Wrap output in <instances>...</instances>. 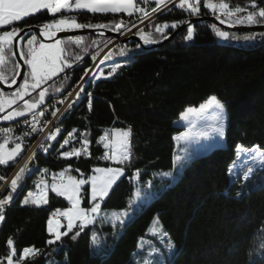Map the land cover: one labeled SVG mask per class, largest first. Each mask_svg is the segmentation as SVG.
<instances>
[{
  "label": "trees",
  "instance_id": "trees-1",
  "mask_svg": "<svg viewBox=\"0 0 264 264\" xmlns=\"http://www.w3.org/2000/svg\"><path fill=\"white\" fill-rule=\"evenodd\" d=\"M229 2L244 5L247 0ZM62 15L75 16L82 24L109 25L100 29L111 32H116L111 26L117 21L127 24L124 29L137 22L134 16L125 14L61 12L53 16L42 11L0 28V33L12 28L22 31L40 28ZM206 16L209 15L201 11L200 17ZM192 18L196 17L173 8L142 30L161 42L178 27L165 29L161 34L155 31V25H171ZM212 25L195 24L191 41L184 39L185 30L158 49L144 51L136 43H129L108 51L107 63L99 71L101 79L84 87L82 102L62 121L63 132L50 154L36 156L23 189L14 194L13 202L5 208V220L0 222V261L4 262L9 252L7 241L11 238L18 254L25 247L42 250L38 257L25 264H140L142 257H147L150 264H264V169L240 184L237 198L228 195L232 183L229 169L237 160L236 146L259 145L264 150V38L257 35L254 41L243 39L246 35L264 32H229L239 39L225 41L215 36ZM30 36H26L20 51H27ZM80 37L84 38L83 43L69 45L65 53L71 67H66L60 78L46 86L49 91L40 108L59 92L66 93L76 86L110 43L104 37ZM9 57L7 66L0 70L11 77L12 66L17 63L10 53ZM117 64L120 67L109 76ZM3 83L11 84L10 79ZM37 95L38 91H34L25 99ZM213 95L225 105L227 112L226 146L195 156L174 139L182 132L177 122L186 108L198 107ZM113 128L132 129V157L123 165L104 160L106 149L98 143L99 137ZM70 132H73L71 143L61 148ZM85 134L90 141V155L78 158L60 155L80 148ZM24 152L8 165H0L3 179L14 171ZM69 166L66 175L77 179L92 175L96 167L124 168V175L102 202L105 211L129 209L137 186L151 187V191L144 189L143 193L153 195L149 202L138 206L123 226L97 222L85 227L75 239L72 237L78 228H73L61 241L49 245L47 241L52 238L48 232L49 218L56 209L63 210L70 205L52 191H48V203L39 207L23 201L42 179L50 182L54 174L59 177ZM166 173L169 177L165 178ZM2 186L0 182V190ZM9 192L10 188L3 191L0 199ZM81 197L82 207H91L89 185L82 189ZM156 217L168 233L163 238L149 231ZM141 238L144 245L139 248ZM163 239L167 245L159 250L158 242ZM169 239L175 245L172 250L168 249Z\"/></svg>",
  "mask_w": 264,
  "mask_h": 264
},
{
  "label": "snow or ice",
  "instance_id": "snow-or-ice-1",
  "mask_svg": "<svg viewBox=\"0 0 264 264\" xmlns=\"http://www.w3.org/2000/svg\"><path fill=\"white\" fill-rule=\"evenodd\" d=\"M173 0H155V7L150 10L142 5H147L149 0H0V27L13 25L14 22L21 21L22 18L30 16L31 14L37 13L41 10H47L49 14L55 16L57 13L72 12L78 10H87L90 13L96 14H108V13H125L129 17L134 14L139 13L138 19L143 22L150 18L151 15L158 12L161 7H166L168 3H172ZM201 0H179L178 7L181 9L189 10L192 15H199L200 13ZM210 9L216 16V19L220 21L221 24L227 23L230 27L245 25H264V0H247L244 5L236 4L232 5L229 0H218V2H213V0H207L204 5ZM180 23L189 24L187 27V34L184 37L185 40L191 41L194 37L195 28L191 26L190 22H173L171 25L164 23L162 25H155V31L157 33L164 34L165 29L177 28ZM135 26V25H133ZM108 28L109 25L106 24H82L78 23L75 16H65L62 15L58 19H53L50 22L44 23L40 26L39 36L44 37L47 40H53L54 43H44L38 40L36 34H32L30 38L27 39L26 47L27 51H21L20 57L23 59L24 64L28 68L27 75L23 78V83L19 84L14 93L5 95L0 92V113H6L0 116V119L11 121L18 117H24L27 114H32L33 121L36 120L35 110L39 108L41 104L44 103L45 97L48 94L49 89L43 87L48 81L52 80L53 77L57 76L59 73L63 72L66 67H71L69 62V57L65 55L68 51V46L75 44L81 45L84 38L80 36H69L66 39L56 38L58 33L66 32L72 29H82V28ZM127 24L123 20L113 23L111 26L112 30L120 31L122 28H126ZM215 36L221 40L239 39V37L234 34H230L228 31L221 30L215 25H212ZM22 30L19 28H12L11 30H6L0 33V68L6 67L10 59L9 53L12 57H15L16 53L13 51V42L19 36ZM139 35L140 39L144 44H153L158 41L152 37L151 33L145 32L144 30H138L136 33ZM257 35L264 38V33L251 34L243 37L245 41H254L257 39ZM23 40V37H19ZM166 38V36H165ZM95 43V42H94ZM140 45L137 44V48ZM123 54V53H122ZM109 57H105L108 59ZM77 59L79 57L77 56ZM120 65H115L108 73L111 76L117 71ZM19 64H13L12 75L9 77L4 71L0 70V82H8L15 85L17 83L16 77L19 75ZM103 75V73H102ZM38 91V95L32 99H25L30 96L31 92ZM83 90V89H81ZM55 91H60L59 88H55ZM78 95V94H77ZM91 95V94H89ZM18 101H23V104H18ZM15 105V107H13ZM89 110H91V101L89 102ZM71 107V105H69ZM214 108L217 110L216 119L220 121L219 124H209L206 129L200 131H194L195 124L189 121V128L186 132L174 137V139L179 142L181 140H188L192 136L198 137H208L214 135L218 138H223L225 135L224 125H223V114L225 111V105L221 103L216 96H211L208 100L201 104L199 108H187L181 113V119L188 120L189 116H200L207 109ZM8 109H11L8 111ZM39 115H43L40 112ZM55 115V113H53ZM28 123V121H25ZM32 130L36 131L35 123L32 124ZM61 129L56 128L55 132L51 133L47 139H56L57 134H59ZM76 130L74 129L73 132ZM0 132L6 134V138L3 143H0V165H7L10 161H13L21 152V143H15L13 148H8L9 137L8 133L12 132L11 128H0ZM73 132L68 134L67 139H64L61 148L65 145L71 143V137ZM28 135V133H25ZM131 136L132 129H122L113 128L106 131L102 136L99 137L98 143H102L106 151L103 154V159L113 162L114 164L123 165L131 160L132 157V146H131ZM17 140H22V137H17ZM90 141L86 138L80 141V148H72L69 151H63L60 155L64 158L70 157H80L82 154L90 155L88 151V145ZM47 151V147L44 148ZM236 152L239 156L241 153H249L251 166H248L244 179L248 180L256 171L264 169V150L261 146L253 145L251 148H244L240 145L236 146ZM258 166V167H254ZM70 170L66 168L64 171L60 172L59 183L54 182L51 185V191L56 193L58 196L64 197L68 203L69 207L61 210L56 209L52 216L48 220V232L51 235V239L47 241L49 245L55 244L61 241L63 236L68 235L73 228H78V231L73 235V239L80 235V232L84 230L85 227L91 225L95 222L97 216L101 212V202L108 197L110 190L113 185L119 180L121 176L124 175L123 167H96L92 169L93 174L86 177L77 179L75 176L66 175ZM32 169L25 164L19 169L15 177L10 182V192L8 195L0 199V222L5 220V208L11 202H13L14 194L20 189L22 181L26 174L31 173ZM79 172V169H76ZM43 172H47L44 169ZM229 173L233 174V168L229 169ZM83 177V173L80 174ZM165 175H169L166 173ZM135 176H139V171L135 173ZM3 179V177H0ZM57 176L53 175V181H56ZM85 185H90V202L91 207L85 208L81 207V190ZM39 190L38 193L28 192L23 203L33 204L35 206H41L48 203V185L43 179L36 185ZM139 195V193H137ZM240 193L237 192V196ZM67 222L66 231H60L61 220L60 218ZM113 218L115 222H118L123 226L125 219L129 218L127 211H121L119 213H113ZM149 231L153 236H160L163 238L167 236L168 233L163 231V225L160 223L159 217L154 218L153 224L150 226ZM92 241L95 244L97 242L96 236L93 235ZM9 248L8 254L4 257L6 264H25V261L34 260L38 257L42 250L33 247H25L18 254L14 246V241L9 238L7 241ZM144 245L143 238L138 242V247L142 248ZM175 245L169 239L168 249L172 250ZM155 251V249H154ZM0 264H4L0 261ZM145 264H149L145 261Z\"/></svg>",
  "mask_w": 264,
  "mask_h": 264
},
{
  "label": "built area",
  "instance_id": "built-area-1",
  "mask_svg": "<svg viewBox=\"0 0 264 264\" xmlns=\"http://www.w3.org/2000/svg\"><path fill=\"white\" fill-rule=\"evenodd\" d=\"M206 2L207 0H201L200 13L199 15H194L195 17H200L201 11L203 12V10L210 17H216L210 9L204 6ZM213 2H218V0H213ZM178 4H179V0H173L172 3H168L166 7L162 6L158 12L151 15L149 19L144 20L143 22H141V20L138 19L139 13L134 14L133 16L137 19V22L134 24L135 26L131 27L128 31H132L133 34H136L138 30L142 29L143 27H145L146 25L157 19L159 16H162L163 14L167 13L169 10L173 8L181 12L190 14L189 10L181 9L180 7H178ZM142 6L150 10L152 7H155V4L149 1L147 5H142ZM110 46L106 49V53H104L102 56H105L108 53ZM101 67L102 66L97 65V62H95L94 65L89 69L90 73L88 75H85V77H83V79L70 91L66 93L63 91L59 92L56 98L51 100L47 105H44L40 109L36 110L35 121H33L32 114H27L21 119L13 122H3L2 120H0V128L12 129V132L7 134V137H9V143L7 145L8 148H13L15 146V143H21L22 149L25 150L24 155L21 157L20 161L18 162L16 169L10 174V176L7 179H0V182H2L3 184V187L0 190V195L7 188H10L11 180L15 177L16 173L19 171L21 167L32 161V157H36L38 155L47 156L48 154H50L47 153V151H44V148L47 147V145H49L51 141L47 139V137L51 133L55 132L57 127H59L60 129H64L62 126H60V116H69V114L73 111L74 98H81V102H82L84 96H80V88L82 86H87L91 81L93 83L99 81L100 80L99 78L97 77L95 78V74L98 71V69ZM69 105H71V107H69ZM40 112H43L42 116L39 115ZM53 113H55V115H53ZM25 121H28V123H25ZM33 123H35L36 131L32 130ZM25 133H28V135H25ZM17 137H22V140H17L16 139ZM5 138H6V134L0 132L1 143L4 142ZM81 156L86 157L88 155L82 154ZM70 158H76V157L73 156ZM59 179L60 178L57 177L58 183H59ZM7 184L8 186H6ZM61 219L62 217L60 218V220ZM4 263L6 264V261H4Z\"/></svg>",
  "mask_w": 264,
  "mask_h": 264
},
{
  "label": "rangeland",
  "instance_id": "rangeland-1",
  "mask_svg": "<svg viewBox=\"0 0 264 264\" xmlns=\"http://www.w3.org/2000/svg\"><path fill=\"white\" fill-rule=\"evenodd\" d=\"M130 29V28H129ZM129 29H125V32L124 34L129 30ZM72 30H78V29H72ZM72 30H69V31H72ZM126 35V34H125ZM54 43V42H52ZM112 42L109 43V46L111 45ZM108 46V47H109ZM107 49V48H106ZM104 53H106V50H104L97 58V60L95 62H98V61H101L103 63H107L105 61V56H102ZM102 58V60H100ZM103 66V64L101 65ZM101 69V68H99ZM99 69L98 71L96 72L95 74V78H99L101 79V76L99 74ZM90 73V70L87 71L86 75H88ZM63 72L59 73L57 76L53 77L52 80L48 81L47 84L43 85V87H46L47 85H49L50 83L54 82L55 80H57L58 78H60L62 76ZM85 77V76H84ZM39 91V90H37ZM208 100V99H207ZM206 100V101H207ZM205 101V102H206ZM204 102V103H205ZM18 104H20V101H18ZM203 104V103H202ZM200 106V105H199ZM198 107H192V108H199ZM15 107V105L13 106ZM189 108V107H188ZM187 109V108H186ZM185 109V110H186ZM11 109H8V111H10ZM6 113H0L1 116L5 115ZM217 117V110H215L214 108H209L207 109L202 115L200 116H189L188 120H184V119H181V116H180V119L179 121L177 122V126L181 128L182 132L181 133H184L188 130L190 124H189V121H191L193 124H195V129L194 131H200V130H203V129H206L208 127L209 124H219L220 121L216 119ZM226 122H227V112H226V109L224 111V114H223V125H224V131H225V134H226ZM180 133V134H181ZM179 134V135H180ZM178 144H182L184 145L188 150H190V152L192 154H194L195 156H203V155H206L207 153H209L211 150L215 149V148H224L226 146V140H225V135L223 138H218L214 135H210L208 137H198V136H192L190 137L188 140H181L178 142ZM23 153V149L21 150L20 154L15 158L17 159L18 157H20V155ZM250 155L249 153H241L239 156L237 155V160L236 162L232 165L231 168H233V174H231V180H232V183H231V189H230V192L228 193L229 196L233 197V198H237V192L240 193V184L245 181V179L243 178L245 173H246V169L248 166H251V160H250ZM14 159V160H15ZM13 160V161H14ZM13 161H10L9 163L13 162ZM8 163V164H9ZM113 163V162H112ZM7 164V165H8ZM17 167V166H16ZM254 167H258V166H254ZM16 169V168H15ZM14 169V170H15ZM31 174V173H30ZM164 175V174H163ZM165 178L166 177H169V175H166L164 176ZM122 178V176L119 178V180ZM118 180V181H119ZM117 181V182H118ZM56 182H57V179L56 181H53V177L51 178V181L50 182H47V185H48V191H51V185ZM116 182V183H117ZM115 183V184H116ZM6 184V183H5ZM38 184V183H37ZM36 184V185H37ZM114 184V185H115ZM113 185V186H114ZM8 186V184L6 185ZM86 186V185H85ZM83 186L82 189L85 187ZM90 186V185H89ZM3 187V186H2ZM2 189V188H1ZM21 189V188H20ZM144 187H140V186H137L136 187V190H135V197H134V201L132 203V205L129 207V209L127 210H122V211H127L128 212V215H129V218L128 219H125V222L129 221L133 215V213L135 211H137V209L139 208L138 206H140L141 204H144V203H147L150 201V198L152 197L153 194H149L148 195V192H147V195L144 192ZM19 190V189H18ZM38 189L36 188V190H33L31 192L35 193ZM146 191H151V187H147L145 189ZM39 191V190H38ZM111 191V190H110ZM38 193V192H37ZM54 193V192H53ZM81 193H82V190H81ZM110 193V192H109ZM137 193H139V195H137ZM143 193V194H142ZM17 194V192L15 193ZM56 194V193H54ZM57 195V194H56ZM58 196V195H57ZM145 196H148L145 197ZM61 198H63L67 203L68 201L62 197V196H59ZM106 199V198H105ZM69 204V203H68ZM81 207H82V202H81ZM121 211H115V210H112V211H105L102 209V202H101V212L99 213V215L97 216L95 222L91 225H88V226H93L94 224H96L97 222L99 223H105V224H111L113 226L119 224L118 222H115L114 221V218H113V213H119ZM124 222V223H125ZM66 221L63 219H61V225L62 227L60 228V231H62L63 228H66ZM153 224V223H152ZM169 241V240H168ZM158 248L159 250L163 247H165L167 245L165 239L163 240H159L158 242ZM140 261V264H145V261H148L147 257H142L141 259H139ZM150 264V262H149Z\"/></svg>",
  "mask_w": 264,
  "mask_h": 264
},
{
  "label": "water",
  "instance_id": "water-1",
  "mask_svg": "<svg viewBox=\"0 0 264 264\" xmlns=\"http://www.w3.org/2000/svg\"><path fill=\"white\" fill-rule=\"evenodd\" d=\"M190 22L191 26H194L195 24L198 23H211L215 25L216 27H219L223 29L224 31H228L231 33H251V32H264V25L261 26H235V27H230L227 23L221 24L219 20L216 19V17H196L187 20ZM189 24H182L179 26L173 33H171L167 38H165L163 41L158 42V43H153V44H144L143 41L140 39L139 36L132 34L131 36H123L125 29L122 28L120 31L116 32H111L103 29H78V30H72V31H66V32H61L57 34L56 38L60 39H66L69 36L75 37V36H97V37H104L110 39L111 48L115 44L119 45H126L129 43H136L140 45V48L144 51L147 50H153V49H158L161 48L169 43H171L176 37H178L181 33H183L185 30H187V27ZM39 31L40 28L38 27H32V28H27L24 29L19 33V36L14 40L13 42V51L16 53L15 55V60L16 63L20 65L19 68V75H17L16 80L17 83L15 85L10 84V85H5L3 82H0V90L4 93H13L16 91V88L19 86V84L23 83V78L26 76L27 72V66L24 64L23 59L20 57V48L21 45L23 44L24 39L26 38L27 35H32L36 34L38 36V40L42 41L44 43H52L54 42L53 40H47L42 36H39ZM19 37H23L24 39L21 40ZM40 108V106H39ZM38 108V109H39ZM36 109V110H38Z\"/></svg>",
  "mask_w": 264,
  "mask_h": 264
},
{
  "label": "bare ground",
  "instance_id": "bare-ground-1",
  "mask_svg": "<svg viewBox=\"0 0 264 264\" xmlns=\"http://www.w3.org/2000/svg\"><path fill=\"white\" fill-rule=\"evenodd\" d=\"M132 27H133V26H132ZM143 28H144V27H143ZM143 28H142V29H143ZM140 30H141V29H140ZM137 32H138V31H137ZM137 32H136V33H137ZM125 34H126V35H125ZM125 34H123V36L128 37V36H131L133 33H132V31H127ZM134 35H137V34H134ZM137 36H138V35H137ZM118 45H119V44H118ZM115 46H117V44H115L113 47H115ZM100 60H102V58H101ZM102 64H104V63L101 62V61H98V62H97V65H100V66H101ZM84 87H85V86H82V87L80 88V96H83ZM81 89H83V90H81ZM80 102H81V98H74V99H73V108H75L77 105H79ZM66 117H67V116H60V126H61L62 121L65 120ZM62 132H63V129H61L60 133L57 134L56 139L51 140V141H50V144L47 145V153L50 152V150H51L52 147H53L54 142L57 140V138L61 135ZM35 158H36V157H32V161H31L30 163L27 164L29 168H30L32 162L35 160ZM29 175H30V173H28V174L25 175V177H24V179H23V181H22V185H23V186H24V184H25V182H26V179L28 178ZM23 186L21 187V189H19V190L17 191V194H19V192L23 189ZM8 206H9V205H7V207H8Z\"/></svg>",
  "mask_w": 264,
  "mask_h": 264
},
{
  "label": "crops",
  "instance_id": "crops-1",
  "mask_svg": "<svg viewBox=\"0 0 264 264\" xmlns=\"http://www.w3.org/2000/svg\"><path fill=\"white\" fill-rule=\"evenodd\" d=\"M151 3H153V4H155V0H149ZM42 11H47V10H41V11H39V12H42ZM39 12H37V13H39ZM63 12V11H62ZM72 12H88L87 10H78V11H72ZM67 13V12H66ZM88 13H90V12H88ZM34 14H36V13H34ZM34 14H31V15H34ZM97 14H99V13H97ZM108 14H113V13H108ZM115 14H125V13H115ZM30 15V16H31ZM52 15V14H51ZM125 15H127V14H125ZM128 16V15H127ZM28 17V16H27ZM25 18V17H24ZM23 19V18H22ZM15 23V22H14ZM4 27H7V26H4ZM0 28H3V27H0ZM18 118H22V117H18ZM2 120V119H1Z\"/></svg>",
  "mask_w": 264,
  "mask_h": 264
}]
</instances>
